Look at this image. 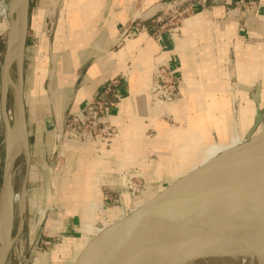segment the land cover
Segmentation results:
<instances>
[{
    "label": "crops",
    "instance_id": "1",
    "mask_svg": "<svg viewBox=\"0 0 264 264\" xmlns=\"http://www.w3.org/2000/svg\"><path fill=\"white\" fill-rule=\"evenodd\" d=\"M169 1L180 4L185 0H38L35 9L30 6L23 54L29 160L22 183L27 201L34 197L27 188L29 173L49 166L47 160L45 164L36 160L32 154L36 147L44 154L62 151L80 171L90 170L84 180L86 199L94 197L95 180L91 178L101 168L111 178L128 164L155 165L172 183L244 141L259 113L263 121L264 0L249 1L242 12L239 0H211L209 7H195L181 32H164L162 41L131 25L135 18L144 23L158 16ZM28 59H32L30 78L27 73L24 76ZM163 62L170 63L180 78V98L171 106L154 103L149 94L154 70ZM118 76L120 102L108 119L120 133L112 144L62 143L66 114L90 103L105 83ZM27 81L31 83L28 93ZM151 129L156 132L153 137L147 133ZM167 185L138 201L134 210ZM85 222V234L76 242V258L90 242L88 232L96 230L88 214ZM200 234L184 250L174 238L169 245L161 244L157 235L150 240L146 259L155 260L158 253L153 252L164 249L161 257L167 251L168 264H185L195 256Z\"/></svg>",
    "mask_w": 264,
    "mask_h": 264
},
{
    "label": "rangeland",
    "instance_id": "2",
    "mask_svg": "<svg viewBox=\"0 0 264 264\" xmlns=\"http://www.w3.org/2000/svg\"><path fill=\"white\" fill-rule=\"evenodd\" d=\"M195 1L197 0H185L180 4L169 1L162 8L158 16L154 17L156 21L158 20V17L161 18L159 19L161 21H157L158 24L156 27L159 29V27L163 25V29H161L163 33L171 32V34H174L173 32L176 29V33L181 32L180 27L183 26L189 17L193 16L195 7H198L196 5L191 6L193 3H195ZM249 1L252 0L238 1V6L242 8L241 12L247 9V6L250 4L248 3ZM253 1L256 2V0ZM210 3L211 0H207V2L200 7H209ZM10 5L11 4H9L8 0H0V75L7 43ZM37 5L38 0H30L31 8L33 7V9H35ZM4 10L6 13H4ZM150 20L146 22L144 21V23H147ZM137 22L142 21L137 19ZM153 23L149 22L148 24H152V26H146V28L143 29L154 36ZM147 28H149V30H147ZM32 33L33 31L31 30L30 34ZM30 64H32V59H28L26 69L24 66V76L25 73H27V77L29 78L31 75H33V69L29 67ZM161 64L172 66L167 62H163L158 65ZM15 67L16 65L13 64L10 68L11 80L8 90V110L10 123L12 126H14L16 122L15 116L17 115L16 83L18 75L17 67ZM155 72L156 71L154 70L153 80L156 75ZM117 78L119 81L121 80L120 76ZM27 82L26 90L28 93L31 88V83H29V81ZM175 82L177 90L175 96L171 98L172 100L166 99L164 97L157 98L156 95L153 96L151 91L153 85L152 82L151 88L149 89V94L150 97L153 98V102L160 106H171L177 104L180 98V78L177 76V74ZM154 97H156V99H154ZM160 99L166 102H160L162 101ZM116 100L117 102L115 103V106H117L120 102V97ZM166 118L170 117L166 116ZM170 121L174 122L171 119ZM110 125L114 133L112 136L113 140L119 135L120 130L118 126H114L112 123H110ZM262 129H264V119L257 131ZM147 133L152 137L156 134L153 129L148 130ZM64 134L65 123L60 137L61 142L77 141L70 138V140H65L63 136ZM112 140L110 141V144H112ZM241 142L243 141L240 140V143ZM82 143L88 146H104L102 143L97 142ZM25 149L22 157H16V160L13 164V172L16 171L14 173L16 175L13 176V194H16L20 191H26L25 187L22 186V182L24 181L23 178L28 166L27 158L29 160V152L27 151L28 147H25ZM32 154L35 155L39 164H45V160H47L49 166L33 168L31 173H29L30 177L28 179L27 188L34 194V197H31L33 199H30L29 201L25 199V205L23 206L22 210H20L18 207L17 202L14 203L12 247L8 257L9 264H74L76 255L78 253L76 242L79 243L80 239L85 234L83 232V227L87 222H85L86 214H88L89 220L96 228L94 234L88 232L89 241H91L97 234L123 219V215L125 213L129 214L130 212L134 211L138 201L143 200L147 195L157 191L160 186L167 185L172 180L171 177H168V175L165 174V171L162 172L161 170L157 169L155 165L150 167H133L129 166L128 164L127 166L121 168L119 173L113 175L114 177L112 176L111 178L105 177L103 169L101 168L100 172H97L95 176L91 178L93 181L95 180L94 197L85 199L84 180L90 172L88 168H82L80 171L75 164V161L72 160L68 154L62 151L54 155H52V153L50 154L49 152L44 154V152H41L40 148L36 147ZM4 157L5 132L1 113L0 88V188L2 183ZM37 161H35V164H37ZM78 174H80V177ZM76 180L79 181L77 182ZM77 193L78 196L74 197V195H77ZM164 236L165 234L161 232L158 234V239L162 240V237ZM163 240L161 244L163 243ZM174 240L175 242L180 241L181 236L178 238V236L176 237V235H174ZM172 241L170 240L169 243ZM162 250L164 251V249ZM162 250L156 249V251L153 253H158L155 255L160 257L162 256ZM148 252H150V249L147 250V253ZM180 253V255H182L185 252L183 251ZM190 254L191 253L189 252L188 255ZM157 257L155 256V258ZM263 259L264 258L257 259L258 261L256 264H261L260 260ZM149 261V258H147L148 264ZM196 264L220 263L214 256H211L207 258L205 263L200 261ZM244 264H248V261ZM262 264H264V262H262Z\"/></svg>",
    "mask_w": 264,
    "mask_h": 264
},
{
    "label": "water",
    "instance_id": "3",
    "mask_svg": "<svg viewBox=\"0 0 264 264\" xmlns=\"http://www.w3.org/2000/svg\"><path fill=\"white\" fill-rule=\"evenodd\" d=\"M12 2L13 0L11 5ZM29 11L30 0H18L11 10L9 8L8 36L0 75L1 113L5 129V157L0 188V228L1 222H3L6 231L3 245L0 246L2 248L0 264H9L8 257L12 247L14 220L13 164L16 157L12 154L13 126L10 123L8 110L11 57L15 27L19 26L22 36L20 39V62L17 65L16 120L24 129L23 54L28 31ZM16 12H19V20L17 18L18 21L14 22L13 16ZM137 19L135 18L131 25H134ZM68 114L69 112L66 114V118ZM261 122L262 114L259 113L243 142L227 148L189 171L119 222L97 234L77 256L74 264H148L146 257L150 240L165 231L199 195L208 191L209 188L217 189L222 182L238 170H240L239 173H247L251 180L256 178V183L259 184V191L250 209L254 214L246 223L253 226V229H264V129L257 131ZM219 191L214 192V202L204 210L205 214L221 210L226 200L232 198V195L226 194L228 198L225 196L224 201L219 203ZM23 192L26 198V191ZM204 254L207 255V258L211 256L216 258L211 250L206 249ZM201 257L202 254H196L185 264H196L207 260V258L203 260ZM260 258H264V248L256 247L249 252L243 264L247 261L248 264H256L257 259ZM260 261L262 264L264 259ZM166 262L160 264H166Z\"/></svg>",
    "mask_w": 264,
    "mask_h": 264
},
{
    "label": "bare ground",
    "instance_id": "4",
    "mask_svg": "<svg viewBox=\"0 0 264 264\" xmlns=\"http://www.w3.org/2000/svg\"><path fill=\"white\" fill-rule=\"evenodd\" d=\"M17 3L18 0H13L10 10ZM18 14L19 12H16L13 16L14 22L19 20ZM21 36L20 27L16 26L11 57V65L15 64L16 67L20 62ZM12 131V154L14 157H22L23 152L26 150V135L23 127L17 123V120L12 128ZM239 172L240 170L234 172L224 182H222L217 189L214 190L213 188H209L208 191L199 195L188 207V209H186L167 227L165 234L170 235V239L168 238V235L162 237V240L164 239L163 241H165L166 245L167 242L169 245L170 240L174 238L175 234L178 238L181 236V240L178 242V245L184 248L195 236L200 234L206 228L205 231L198 236L196 241L197 246L195 250H193L194 255L202 254L201 259L203 260H206L207 258V255L204 254L207 249L214 252L220 264H243L252 249L256 247L264 248V229H253V226H249L246 223L254 214V212L250 209L255 200V196L259 191V184L256 183V178L252 177L253 179L251 180V177L248 176L247 173ZM217 190H221L219 191L218 196L220 198L223 197L218 199L219 203L224 201L226 194L232 195V198L230 197L231 199H229L226 196L228 200H226L221 210L205 214L204 210H206L207 207L214 202V192ZM24 200L25 197L23 191H20L13 196V201L14 203H18L20 210H22L25 205ZM227 221H230V223H227L226 225ZM1 223L0 246L3 245L6 234L4 223ZM1 250L2 248L0 247V257L2 254ZM163 256L164 258L160 256L157 257V259L155 258V260H153V258H149V263L160 264L165 261L168 262V258H171L167 251H165Z\"/></svg>",
    "mask_w": 264,
    "mask_h": 264
},
{
    "label": "built area",
    "instance_id": "5",
    "mask_svg": "<svg viewBox=\"0 0 264 264\" xmlns=\"http://www.w3.org/2000/svg\"><path fill=\"white\" fill-rule=\"evenodd\" d=\"M206 2L207 0H197L191 6H203ZM4 13H6L5 10ZM157 19V21H161L159 20L161 18L158 17ZM157 21L155 18H152L149 22H154V37L158 41H162L163 38L161 35L163 32L161 29H163V25L158 29L156 27L158 24ZM149 22H136L135 25L145 29L146 26H152V24H148ZM147 30H149V28H147ZM176 31L177 29L173 33ZM155 71L156 75L151 90L153 96L156 95L157 98L164 97L172 100L171 98L175 96L177 90L175 82L176 70L173 66L161 64L156 67ZM120 83L121 80L119 81L117 77L112 78L104 84L100 92L90 103L68 114L65 122V134L63 135L65 140L72 139L79 142L110 144L114 133L108 121V114L115 106L117 102L116 99L119 98L117 87ZM154 99H156V97H154ZM160 102L166 101L162 100Z\"/></svg>",
    "mask_w": 264,
    "mask_h": 264
}]
</instances>
